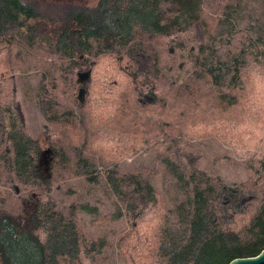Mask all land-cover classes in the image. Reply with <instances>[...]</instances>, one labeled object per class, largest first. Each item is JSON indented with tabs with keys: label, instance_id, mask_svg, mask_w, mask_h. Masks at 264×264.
<instances>
[{
	"label": "trees",
	"instance_id": "trees-1",
	"mask_svg": "<svg viewBox=\"0 0 264 264\" xmlns=\"http://www.w3.org/2000/svg\"><path fill=\"white\" fill-rule=\"evenodd\" d=\"M241 3L98 0L51 20L23 0H0V187L32 193L34 206L31 217L0 211V264L101 252L105 242L88 246L52 195L70 178L96 184L113 220L128 221L125 264H230L264 251V12L240 21ZM21 74L40 77L46 130L36 138ZM208 138L245 161L246 181L200 168L194 142ZM144 152L176 181L184 199L175 208L153 186V169L121 170Z\"/></svg>",
	"mask_w": 264,
	"mask_h": 264
},
{
	"label": "rangeland",
	"instance_id": "rangeland-1",
	"mask_svg": "<svg viewBox=\"0 0 264 264\" xmlns=\"http://www.w3.org/2000/svg\"><path fill=\"white\" fill-rule=\"evenodd\" d=\"M30 4L46 19L63 20L74 12L89 9L95 6L98 0H23ZM240 21L251 14L253 19H258L264 12V0L257 4L254 0H241ZM257 2V1H256ZM255 9V11H253ZM263 28H264V21ZM264 37V32H262ZM19 100L23 104L24 119L27 132L32 137L43 133L45 121L37 106V89L40 77L37 74L23 75L18 79ZM46 147V139H42ZM197 149L201 150L204 158L200 168L211 176H220L230 184H238L248 178L245 161L236 156L235 151L218 139H200L194 142ZM122 171L141 172L143 169H153L150 180L155 189L160 193L164 205L173 209L183 201L176 181L170 176L165 167L154 158L153 152H144L135 158H127L120 163ZM104 175L105 170H101ZM32 193L17 194L11 189L0 187V211L13 214L26 212L31 217L34 206L25 202L30 200ZM53 197L58 208L65 214L77 216L86 243L91 246L103 240L104 248L92 259L85 258L72 261L60 258V264H125L123 244L121 238L130 232V226L125 217L113 220L111 215L115 212L112 201L100 187L86 178L61 179L54 184ZM84 205V208L81 206ZM91 206L92 208L88 207ZM81 207V208H80ZM94 208V209H93Z\"/></svg>",
	"mask_w": 264,
	"mask_h": 264
},
{
	"label": "water",
	"instance_id": "water-1",
	"mask_svg": "<svg viewBox=\"0 0 264 264\" xmlns=\"http://www.w3.org/2000/svg\"><path fill=\"white\" fill-rule=\"evenodd\" d=\"M230 264H264V251L256 257L235 259Z\"/></svg>",
	"mask_w": 264,
	"mask_h": 264
}]
</instances>
